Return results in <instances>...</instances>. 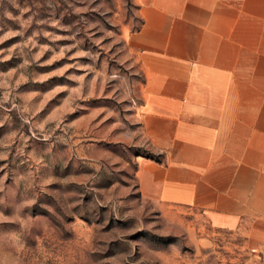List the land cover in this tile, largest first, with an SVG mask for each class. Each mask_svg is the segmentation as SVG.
<instances>
[{"label":"rangeland","instance_id":"rangeland-1","mask_svg":"<svg viewBox=\"0 0 264 264\" xmlns=\"http://www.w3.org/2000/svg\"><path fill=\"white\" fill-rule=\"evenodd\" d=\"M133 0H0V264H264V243L141 193Z\"/></svg>","mask_w":264,"mask_h":264},{"label":"crops","instance_id":"crops-1","mask_svg":"<svg viewBox=\"0 0 264 264\" xmlns=\"http://www.w3.org/2000/svg\"><path fill=\"white\" fill-rule=\"evenodd\" d=\"M143 196L264 243V0H133Z\"/></svg>","mask_w":264,"mask_h":264},{"label":"trees","instance_id":"trees-1","mask_svg":"<svg viewBox=\"0 0 264 264\" xmlns=\"http://www.w3.org/2000/svg\"><path fill=\"white\" fill-rule=\"evenodd\" d=\"M141 24H142V21H141ZM140 27H141V25H140ZM140 27H138L137 30H139ZM147 157L152 158V159H155L157 161H160L161 160V157L159 158V157L153 156L151 154H148Z\"/></svg>","mask_w":264,"mask_h":264}]
</instances>
